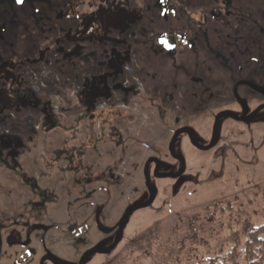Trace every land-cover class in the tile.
<instances>
[{"label": "rangeland", "instance_id": "1", "mask_svg": "<svg viewBox=\"0 0 264 264\" xmlns=\"http://www.w3.org/2000/svg\"><path fill=\"white\" fill-rule=\"evenodd\" d=\"M74 2L65 19L59 0H0V44L13 46L1 51L21 61L13 67L25 80L18 89L37 85L40 98L0 122L2 136L21 131L26 143L24 165L14 156L0 160L9 162L0 168V264H79L90 252L83 264H198L225 252L244 220L264 222L258 0H115L125 14L105 0ZM103 8L120 31L108 38L134 44L121 68L109 60L106 93H84L104 71L100 63L92 71L76 59L66 85L57 74L52 82L37 78L53 69L42 47L62 46L52 40L65 34L57 27L74 32ZM127 22L133 27L125 33ZM33 31L41 44L35 66L24 62L30 52L21 45L28 48ZM91 32L101 39L97 27ZM76 46L61 49L71 54ZM112 49L119 55L122 46ZM46 120L56 127L46 129Z\"/></svg>", "mask_w": 264, "mask_h": 264}, {"label": "crops", "instance_id": "2", "mask_svg": "<svg viewBox=\"0 0 264 264\" xmlns=\"http://www.w3.org/2000/svg\"><path fill=\"white\" fill-rule=\"evenodd\" d=\"M59 1L62 2L59 5L63 6L59 10L65 9V8H70L68 6L71 5V4H73L72 7H74V9H76V7H75L76 4H75L74 0H59ZM67 2H70V4L68 5ZM105 3H106V5L110 4V3L107 2V0H105ZM257 3H258L257 10L259 12L261 11V15H262V12L264 13V0H258ZM115 6L119 8L117 12H120L122 7H120L117 4H115ZM103 9H105V8H103ZM59 16L60 15L58 13V17L55 18V20H54V22L52 24H54L58 20ZM232 21H233V23L236 22L235 19L232 20ZM66 24H69V23H66ZM261 24H262V21H261ZM42 26H44V25H42ZM61 26L57 27L58 30H60L62 28ZM241 26H242V24H241ZM35 28L37 30H40V34L43 33V30H44L43 28L44 27L40 28V27L37 26ZM52 28H55V27L52 26V25L47 26V29H52ZM56 29H54L55 32H57ZM90 32L88 34L82 36V38H91L90 36L92 34H90ZM28 35H30V38L28 37ZM31 36H33V38H31ZM27 37H28L29 40H26L25 44H29L30 46L28 45V48H26L24 46V44H21V45L23 46L24 51L27 50L28 52H30V54H26L25 55L26 57H22V59L24 58V62H26L27 65L35 66L37 61H36V59L34 57V52L38 49V46L41 45V44L38 42L39 41V37H37L36 32H34V31L33 32H28L27 33ZM52 40H55V45L54 46H58V44H59V43H57L58 42V38L56 39V37H55ZM89 41H92V40H89ZM34 43H38V44H34ZM68 43H65V44L64 43H60V44H62V46L64 44V46L66 47V44H68ZM93 43L92 42H83V44H77L76 49H74V52L72 53V51H71V54H69L68 56L63 55L65 49L64 48L61 49L62 48L61 45L58 46V47H55V49H53L51 47L52 46L51 44L50 45H46V44L44 45L43 44V47H42L43 50L48 53L47 56L49 58H51V60L53 61L52 74L53 75L57 74L60 77V79L61 78L64 79L65 80L64 85L67 84L66 81L67 82L68 81L72 82L70 77L68 79H66L67 75H68V72H69L68 67L69 68L71 67L72 71H73L74 68H73L72 63L76 59H79V61L82 60L83 62H86L89 65L88 69L92 70V71H93L92 68L95 67V63H97V65H98V63H100V65L103 64L104 69H101V70H104V71L100 72L101 74H99V75H93L89 79H91L93 77L96 78V76L109 77L110 74L108 72V69L110 68L109 60L111 58L110 55H109V51L110 50H114L112 48H114L115 46L120 45V46H122L121 57H123L124 59L128 60V57H129L128 52L130 51V48L134 47V44H126L125 41L122 40V38L119 39L115 35H112L108 39H105L104 43L101 42V40H97L96 43H98V44H93ZM84 44H86L87 47ZM92 45L94 47L91 48L90 46H92ZM11 46H12V44H6V46H3L2 44H0V59L2 60V58H4V59L7 60L5 63L0 62V122H2V124L3 123H5V124L7 123V121H6L8 119L7 114L10 111L19 109L20 107L32 108V107H34L33 105L38 104L37 101H39V99H40L38 96L34 97V95L29 90L28 87H26L25 90L18 89V87L21 88V84L23 82H25V80L23 79V77L19 78V71H20L19 68H15L13 70V67L17 66V64H19L21 61L16 58V56H18V55L13 54L15 57L12 56V58H11L10 56H8V52H2L1 51L4 48L6 50L11 51L12 48H13V46L12 47ZM88 46L90 48L87 50ZM50 48H52V49H50ZM80 50L81 51L85 50V52L82 53ZM59 51H60V53H59ZM104 55L106 56V58L102 57ZM107 55H108V57H107ZM11 59H14L16 61H13ZM115 66H117V65L115 64ZM120 68H121V66H120ZM23 69H25V68H23ZM48 78H49L48 81H51V82L53 81V77L49 76ZM251 79H253V77H251ZM255 79L258 80V81L260 80L259 77L254 78V80ZM14 81L16 82V84H18L15 87L13 86V84L15 83ZM107 87H109L108 83H107ZM84 93H85V95L87 97H90L91 99L95 98V96H96V93H95L94 90L84 91ZM46 122H47V120H46ZM48 126H50L51 128L56 127L54 123H52L50 125V123L47 122L46 125H45L46 129L48 128ZM20 133H21V131H19V132L17 131L15 133L9 134L8 138L6 139L5 135L2 136L1 131H0V150L4 151L0 155V160H1L2 157H4V159H6L7 156L8 157H13L14 156L15 160H18L17 162H19V164H21V165L23 164L22 160H21V155H20L19 152H20L21 149H23L25 147L26 143H25V141H24V139H23V137H22V135ZM6 160H4L3 164L0 165V168H4L5 170H6V168H5V164L4 163H9ZM7 170H9V169H7Z\"/></svg>", "mask_w": 264, "mask_h": 264}, {"label": "trees", "instance_id": "3", "mask_svg": "<svg viewBox=\"0 0 264 264\" xmlns=\"http://www.w3.org/2000/svg\"><path fill=\"white\" fill-rule=\"evenodd\" d=\"M107 2L110 3L108 4L109 7L113 8V13L118 11L119 8L115 6V0H107ZM67 4L69 5L70 2H67ZM72 5L73 4L68 6L70 8L60 10V13L63 14L64 18L67 17V19H70V17L66 15V11L74 10V7H72ZM124 11L125 10L123 8L120 10V12ZM125 13L126 12H124V14ZM113 16L114 14L112 15V17ZM110 17V13L108 14L106 9H99L97 12L90 14V16L85 19V24L82 22V28L76 29L74 32H71L73 31L71 28L65 26L67 29L63 30L62 27L60 30L64 31L65 34L63 38H58V43L60 44L64 42H69L70 44H83V42L93 43V41L96 43L98 39L93 40L92 37L82 38V36L92 31L94 27L98 28V32L101 35V39L99 40L104 43L105 39H108V34L118 30L117 25H115L113 22L114 17H111L112 19ZM126 24L128 26L124 30L127 29L125 33H128V27L132 25H130L129 22H127ZM132 27H130V29H132ZM90 34H92V32H90ZM70 37H72L71 40ZM69 52L70 51L64 50L63 55L68 56ZM110 52V60L112 59L118 67L122 66V63L119 62L121 54L116 55L115 51L113 50H110ZM50 65H52L51 67H53V62H50ZM44 71H46V74L43 73L42 77L47 79L50 74H52L51 71H53V69H47L45 67ZM55 76L56 75L53 74L51 75V77L53 78H56ZM88 80H92L95 84L96 89H99L100 91L101 89H103V91L104 89H107L106 83L108 81V78L105 76H96V78L93 77ZM30 91L32 92L34 97L37 96L35 90ZM229 241L230 246L225 252L219 251L213 257L200 261L198 262V264H264V222L259 225H255L250 220H244L241 224L240 231L231 232L229 236Z\"/></svg>", "mask_w": 264, "mask_h": 264}, {"label": "water", "instance_id": "4", "mask_svg": "<svg viewBox=\"0 0 264 264\" xmlns=\"http://www.w3.org/2000/svg\"><path fill=\"white\" fill-rule=\"evenodd\" d=\"M153 194H154V190L151 191L150 199L148 200V202H147L144 206H146V205H148V204H150V203L152 202V200H153ZM138 207H139V206H138ZM138 207H136V208H138ZM132 211H133V210L129 211V212L123 217V219L121 220V222H120V224H119L118 232H117V234H116V238H115V240H114V243H113V245L109 248V250H107V251L112 250V249L117 245V243L119 242L120 237H121L122 228H123L124 224L127 222L128 215H129ZM90 253L92 254L93 252H90ZM90 253H87V254L84 256V258L80 261L79 264H83V262H84L86 256L89 255ZM44 259H46V258H44Z\"/></svg>", "mask_w": 264, "mask_h": 264}, {"label": "flooded vegetation", "instance_id": "5", "mask_svg": "<svg viewBox=\"0 0 264 264\" xmlns=\"http://www.w3.org/2000/svg\"><path fill=\"white\" fill-rule=\"evenodd\" d=\"M108 83V82H107ZM106 83V84H107ZM108 88V87H107ZM91 90H94L95 91V93H96V96L98 97L99 96V94H101V95H103L104 93H106L105 91H103V89H101V91L99 90V89H96V87H95V84L93 83V86L90 88ZM93 99V98H92ZM263 107H264V104L262 105ZM262 106H260V107H262ZM181 130V132H186V133H188L189 131H187L186 129H180ZM182 130H184V131H182ZM180 132V133H181ZM177 132H175L174 133V136H176L177 137ZM174 141H175V139L172 141V142H170L169 143V147H170V150L172 151V144L174 143ZM211 145V144H210ZM203 148H205V146H203ZM47 259H51L52 261H53V259L51 258V257H46ZM84 258V257H83ZM49 259V260H50ZM87 259V257L85 258V260Z\"/></svg>", "mask_w": 264, "mask_h": 264}, {"label": "snow or ice", "instance_id": "6", "mask_svg": "<svg viewBox=\"0 0 264 264\" xmlns=\"http://www.w3.org/2000/svg\"><path fill=\"white\" fill-rule=\"evenodd\" d=\"M18 3L22 2V0H17ZM171 47V45H169Z\"/></svg>", "mask_w": 264, "mask_h": 264}]
</instances>
